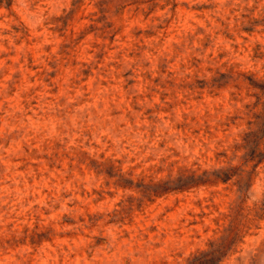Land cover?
Instances as JSON below:
<instances>
[{"label":"rangeland","instance_id":"obj_1","mask_svg":"<svg viewBox=\"0 0 264 264\" xmlns=\"http://www.w3.org/2000/svg\"><path fill=\"white\" fill-rule=\"evenodd\" d=\"M0 264H264V0H0Z\"/></svg>","mask_w":264,"mask_h":264},{"label":"trees","instance_id":"obj_2","mask_svg":"<svg viewBox=\"0 0 264 264\" xmlns=\"http://www.w3.org/2000/svg\"><path fill=\"white\" fill-rule=\"evenodd\" d=\"M230 232L232 231V229L229 230ZM225 240V239H224Z\"/></svg>","mask_w":264,"mask_h":264}]
</instances>
